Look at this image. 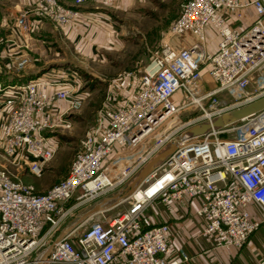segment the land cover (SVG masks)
<instances>
[{
    "label": "built area",
    "instance_id": "1",
    "mask_svg": "<svg viewBox=\"0 0 264 264\" xmlns=\"http://www.w3.org/2000/svg\"><path fill=\"white\" fill-rule=\"evenodd\" d=\"M89 1L116 0H36L34 9L65 28L81 18L79 8ZM247 8L256 13L254 23L244 30L232 27L227 16L241 20ZM20 22L21 33L29 35L26 18ZM210 28L219 36L215 53L208 51ZM170 33L177 45L156 57L128 104L108 112L100 137L84 142L67 177L49 192L37 194L0 170V264H181L169 259L170 226L145 223L147 209L157 203L196 202L195 214L205 221L202 234L213 237L217 249H240L264 228V108L214 126L264 99V0H188ZM205 75L214 87L207 86ZM78 82L75 72L65 70L51 80L0 85V101L10 109L5 154L35 176L59 149L49 134L70 126L54 105L77 108L84 101L76 95ZM191 109L188 120L159 135ZM171 145L174 151L139 179L130 196L85 223L127 202L124 212L94 222L79 236H73L74 228L52 240L80 207L140 177ZM180 256L189 261L184 251Z\"/></svg>",
    "mask_w": 264,
    "mask_h": 264
},
{
    "label": "rangeland",
    "instance_id": "2",
    "mask_svg": "<svg viewBox=\"0 0 264 264\" xmlns=\"http://www.w3.org/2000/svg\"><path fill=\"white\" fill-rule=\"evenodd\" d=\"M187 1L131 0L123 7L120 0H116L113 4H104L114 24L121 29L122 42L118 47L110 43L107 46L95 45L91 52L90 45L87 51L84 45L76 47L71 41L65 40L64 36L58 33L63 28H59L54 22L35 11L36 0L24 1L25 4L20 7L21 0H0V66L2 68L0 85L5 88L10 84L7 80L13 76L10 74L11 71L16 76H22L26 74L30 65L37 64L31 56L32 52H36V48L32 47L30 37L32 38L33 34L48 22L57 32L55 35L59 38L60 45L54 47L58 55L51 54L45 59L50 62L46 68H49V71L52 68L72 69L79 81L76 85V95L84 100L77 108H69L65 102L54 105L57 117L64 113L70 121V126L65 129L56 127L52 130L53 133L49 134L57 140L59 149L50 162L42 164L40 176L32 174L29 167L24 164L19 166L14 158L5 154L3 132L9 119L10 109L0 101V170H5L11 176L18 177L25 184L33 186L37 194L49 192L66 178L76 155L83 149L84 142L88 138L100 137L106 126L108 112L128 104L138 91L140 79L156 57L166 46L177 45L178 40L171 35L170 29ZM22 18H26L30 27V34L27 36L21 33L18 26L22 23L20 22ZM6 72L9 75L5 74ZM205 81L208 87H214L213 81L208 76L205 77ZM179 95H176L177 100H180ZM181 96L183 98V94ZM193 111L191 109L188 113L183 112L172 120L171 124L164 127L159 135L188 120L189 112ZM54 120L57 121L58 118ZM139 179V175H136L127 184L116 187L96 201L80 207L53 235L52 240L65 229L72 227L77 228L73 236H79L94 222L114 218L124 212L128 207L127 202L105 214L96 215L85 223L91 207L102 204L104 200H108L107 205L112 204L113 198L126 194V191L132 187L135 188ZM167 213L166 205L154 204L145 213V223L159 224L162 215ZM215 252L221 255L216 256L215 253L212 255L211 252H207L203 255V261L205 260L206 264H260L264 259V229L252 234L238 250ZM188 258L190 261V256Z\"/></svg>",
    "mask_w": 264,
    "mask_h": 264
},
{
    "label": "crops",
    "instance_id": "3",
    "mask_svg": "<svg viewBox=\"0 0 264 264\" xmlns=\"http://www.w3.org/2000/svg\"><path fill=\"white\" fill-rule=\"evenodd\" d=\"M24 1L27 2V0H21L19 7L25 4ZM130 1L131 0H120L121 7L130 3ZM104 6L105 5L103 3H94L90 1L85 3L79 8L81 18L70 26L63 28L61 32L58 33L62 34L65 40L71 41L76 47L84 45L85 49L88 51L90 45L91 52L95 45L107 46V44L110 43L111 45H117V47L120 46L122 42V36L120 35L121 29L114 24L113 19H111L110 12L107 11L108 8ZM243 16L244 17L241 20H237L235 16L232 15H228L227 17L232 27L244 30L254 23L256 20V13L252 8H247L243 11ZM55 33L57 32L51 28L49 23L45 22L40 30L33 34V37L30 39V43L34 49L36 48V52H32L31 56L33 60L37 61V64L30 65L26 74L22 76H16L15 73L11 71L10 74L13 76L7 80L10 84L21 85L36 79L51 80L52 78H55L58 72L72 70L70 68H52L50 69L51 71H49V68H46L50 62L45 59H47L51 54H59L58 52H55L54 49L55 45H57V47L60 45V40ZM207 38L208 51L210 53H215L219 42L217 31L212 28L208 29ZM20 40L23 42L22 39ZM42 60L43 65L40 64ZM1 70L2 68L0 66V72ZM5 74L9 75L7 72ZM205 77L206 75L204 78ZM96 206L97 204L90 209L92 210ZM196 207V202H192L191 204L187 203V205L183 206H167L168 213L162 215L160 223H167L170 226V236L168 241L171 251L169 259L181 260V264H206V261H203L202 258L207 252H211L212 255L215 253L216 256H219L221 254L215 251L222 250L224 252H232L234 250H238L233 249L231 251H225L223 249L215 248L214 238L206 237L202 234V228L205 221L196 216ZM63 232L64 231H62L59 236H61ZM212 243L214 247L212 246ZM180 251H184L188 256H190V261L183 262L180 256Z\"/></svg>",
    "mask_w": 264,
    "mask_h": 264
},
{
    "label": "water",
    "instance_id": "4",
    "mask_svg": "<svg viewBox=\"0 0 264 264\" xmlns=\"http://www.w3.org/2000/svg\"><path fill=\"white\" fill-rule=\"evenodd\" d=\"M264 108V99L252 106H249L245 109L236 111L232 114H228V115H224L223 117L217 119L214 122V126L215 127H222V126H226V125H231L237 121H239L240 119L258 111ZM175 149V145H171L169 148H167L162 154H160L158 157H156L155 159H153L143 170V172H141L140 174V178L142 179L143 177H145L147 174H149L152 169L159 163H161L162 161H164ZM134 187H132L131 189H129L128 191H126V194L124 195H118L115 198H113V203L110 205H107L108 200H104V202L102 204L97 205L96 207H94L92 210H90L87 213V217L91 216L93 214H96L100 211L105 210L107 207L111 206V205H117L119 203H121L124 199H126L128 196H130L133 191H134ZM72 228H68L66 230H64V232L62 233V235L60 236V238H63L64 236L68 235Z\"/></svg>",
    "mask_w": 264,
    "mask_h": 264
},
{
    "label": "bare ground",
    "instance_id": "5",
    "mask_svg": "<svg viewBox=\"0 0 264 264\" xmlns=\"http://www.w3.org/2000/svg\"><path fill=\"white\" fill-rule=\"evenodd\" d=\"M37 80V79H36ZM43 79H38V81L40 82V81H42ZM135 185V184H134ZM134 196L137 198V199H139L140 197H141V194H138L137 193V191L135 190V192H134ZM111 199V198H110ZM111 202V201H110ZM109 202V203H110Z\"/></svg>",
    "mask_w": 264,
    "mask_h": 264
}]
</instances>
